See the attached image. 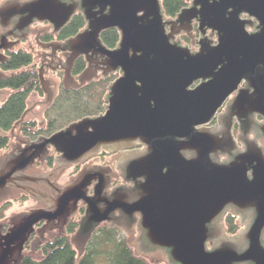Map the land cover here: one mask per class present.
I'll return each mask as SVG.
<instances>
[{
    "label": "water",
    "instance_id": "95a60500",
    "mask_svg": "<svg viewBox=\"0 0 264 264\" xmlns=\"http://www.w3.org/2000/svg\"><path fill=\"white\" fill-rule=\"evenodd\" d=\"M65 5L62 0H5L0 19L17 18L18 32L35 20L61 26L72 11ZM81 5L88 27L66 42L72 53L64 81L75 59L85 55L88 68L78 81L90 83L96 72L93 52L104 56L106 72H118L107 87L104 112L72 122L17 155H7L17 141V129L9 132V149L0 152L7 155L0 159V201L11 188L21 187L20 181H39L24 171L49 145L60 166L99 150L143 147L126 153L115 168L132 186L108 190V173L85 168L55 194L38 193L45 207L14 214L6 228L0 226V264H20L30 237L43 236L55 220L62 233L78 204L84 213L70 243L79 253L105 223L125 233L136 226L141 249L164 254L167 264H264V148L248 135L253 115L264 118V0H191L173 19L164 16L160 0H82ZM242 16L257 21L256 32L247 31L252 23ZM193 20L202 36L206 30L216 36L214 44L199 40L196 52L174 40L180 32L191 38ZM110 28L118 32L112 50L99 40ZM5 58L0 52V64ZM53 80L60 85L61 75ZM234 92L219 118L221 130L206 128ZM7 93L0 91V104ZM42 102L41 93L29 96L25 119L36 126H46L48 114L57 115ZM233 116L241 122L236 140L230 132ZM256 129L264 140V123ZM105 156L100 163L114 166L117 155ZM66 174L71 176L72 169ZM94 180L98 183L89 194ZM65 182V176L58 181ZM227 213L240 218L234 235L222 225ZM40 223L43 227L35 230Z\"/></svg>",
    "mask_w": 264,
    "mask_h": 264
},
{
    "label": "flooded vegetation",
    "instance_id": "af4514ba",
    "mask_svg": "<svg viewBox=\"0 0 264 264\" xmlns=\"http://www.w3.org/2000/svg\"><path fill=\"white\" fill-rule=\"evenodd\" d=\"M3 1L5 0H0V4ZM19 1L20 2H31L34 0H19ZM62 1L63 3L66 4L65 6L71 7L72 11H71V15L68 18V20L61 26L53 25V24H50L49 22H38L35 20L23 32H18L17 31V21H18L17 18H12V20L9 22L5 21L4 19H0V46L2 48L0 51L1 54L6 57L5 58L6 60L8 54L17 50V47L20 44H28L27 46L28 50H25V51H27L32 56V66H34L36 69V66L38 65V68H37L38 70L36 69V73H37L39 90L36 92L41 93L44 96V102H42L44 105L42 104L40 106L48 107V109L51 108L52 104L54 103L55 96L57 95L58 91L78 90L87 84L86 83L80 86V83L78 81L79 75L88 68V63H87L85 55H79L75 59L71 67L70 74L67 76L68 78L66 82L64 81L66 64L72 53V51L68 47H66V42L69 39L76 37V35L86 30L88 27V21L85 15V9L81 5L82 0H62ZM190 2L191 0L188 1L187 6H190ZM107 10L108 9H106L104 13H106ZM98 11H99V8H94V12H98ZM75 18L78 19V22L77 21L76 22L78 24H81L80 27H78L77 23L75 24L74 22ZM173 18H167V19H173ZM242 19L249 20L252 23L251 27L246 28L248 32L252 33V32L257 31L256 27L258 23L255 19L247 18L246 16H242ZM191 26H192V30L190 32L191 38H189L185 33L180 32L179 35L175 36L174 40H179L181 42V39L183 37L184 40L188 42L192 48H195L193 52H196L198 50L197 42H199V40H201L204 37L208 41H213V44H214L216 36L213 32H211L210 30H206L205 34L202 36L200 32L198 31V23L196 20L192 21ZM112 30H115V29H112V28L106 29V30L101 31L99 34V40L101 44L108 50L115 49L117 47V43L114 47H109L102 42L101 37L106 32L112 31ZM169 30H170L169 27H167L166 31L168 33H169ZM115 31L117 32V30ZM31 36H32V40H30ZM93 53L94 55H92L93 59L91 60V66L96 72H95V77L90 82L98 81L100 79L105 80L109 78L110 76H114L113 78V81H114L118 77V72H110V73L108 72L107 73L106 72L107 65L105 63L106 58L99 53L98 54L96 52H93ZM91 54L92 53H89V55ZM36 60H38V63H36ZM78 61L82 62L83 67L80 70V72L74 73V67H75L76 62ZM0 73L3 74L2 72ZM59 75H61L60 85L55 83L53 80V77L54 79L55 78L57 79L59 78ZM40 79H42L43 85H41ZM241 87H244V86L240 85L239 88ZM236 95H237V92H234L227 99V101L217 111L212 122L206 125V128L214 129L215 131L221 130L219 118L225 114L228 101L232 100ZM28 113L29 112L26 110L24 114L22 115L20 121L16 123L10 131L12 133L15 129H17L16 130L17 134H15L16 136H14L17 141L13 145V147L10 149L7 145L9 149V153H7V155H10V154L17 155L21 149L26 148L33 143L40 142L43 138H48L53 133L59 131L60 129L65 128L70 123H72L70 122L64 127L48 135L40 134V135H37L34 139H32L29 135L23 133L24 132L23 130H25L26 132L29 130H32L30 125H27L25 127H23L22 125L24 122L28 124L33 122L31 120L25 119ZM75 121H78V120H75ZM253 121H254V125L250 128L248 135L250 138H257L260 141V145L264 148V140H261L259 138L260 135L256 129V125L264 123V118L260 117L257 114H254ZM240 123L241 122L238 120V118L236 116H233L231 120L230 132L235 140L239 135ZM142 148L143 147L125 149V150L116 151V152H107V151L99 150L81 159V161H79L78 163L66 164V165L60 166L59 163L57 162V158L59 157V154L56 152V150L52 146L49 145L45 150L46 151L45 155H43L42 157L38 159H35L32 165L26 171H24L25 176L33 177L39 181L38 182L20 181L19 185H21V187L11 188L7 197L4 198L2 201H0V203H3L4 201H6V199L9 198L10 196L15 195L16 193H19L22 196H27L28 198H30L35 203V205H37V208L45 207V205L41 202V197L39 196L38 193H43L45 195L55 194L57 189H60L66 186L67 184H69V182L73 178H75L80 171H82L85 168L93 169L95 171L98 169L97 171H99L100 174H104L105 172L108 173L107 176L110 178V185H109L108 190H111L114 187L119 186V185L132 186V182H129V183L123 182L122 178L119 175V170H118V175H117L115 172V168L118 169V165H120V160L126 153L128 152L130 153V152L136 151L137 149H142ZM237 149L238 150L242 149V145L240 142H237ZM105 155H110V156L113 155L115 157L117 155L116 157L117 159L116 161H114L115 162L114 166L112 163H109V162L107 164L100 163L101 162L100 158L101 157L105 158L106 157ZM3 157L0 156V159H2ZM220 159L224 161H228L229 157L222 156L220 157ZM103 162L104 161H102V163ZM46 164H48L50 167H48ZM43 168H45L47 171L42 170ZM69 169H72L71 176H68V174H66V171ZM62 176L66 177V182L63 185L58 183L59 179ZM117 177H119L120 179V181L118 182L116 179ZM97 183H98V180H94L91 182L89 186V194L92 193V188ZM84 208L85 207L82 204L77 205L76 211L67 218L65 225L62 227V230H63L62 233H60V231L57 229V226L59 223L58 220H55L52 226L50 227V229L46 231L43 234V236H40L37 232H35L30 237L29 242L26 246L30 244L31 245H37L39 243L42 244L43 242L41 241H46L45 237H48L49 239H53L55 237L66 236V233L71 234V237L69 239V241L71 242V238L73 237V235L78 229V222L84 213ZM236 218H238V220L240 221V218L238 216H236ZM223 223H224V218L222 220V225ZM43 225L44 223L38 224L37 226H35V230L41 229ZM103 225L106 226V224L103 223L100 226V228L103 227ZM243 226H245V223H243ZM112 228H115V227H112ZM69 230H71V233H69ZM117 230L122 231L120 229H117ZM130 233L138 234L137 227L136 226L132 227L129 234Z\"/></svg>",
    "mask_w": 264,
    "mask_h": 264
},
{
    "label": "trees",
    "instance_id": "16d2710c",
    "mask_svg": "<svg viewBox=\"0 0 264 264\" xmlns=\"http://www.w3.org/2000/svg\"><path fill=\"white\" fill-rule=\"evenodd\" d=\"M188 1L160 0L164 16L175 17L188 5ZM76 21L78 22V19L75 18V24ZM77 25L80 27L81 24L77 23ZM101 39L105 45L114 47L118 42V34L115 30L108 31ZM32 67V56L23 49L9 53L7 59L0 65V71L3 73L0 78V91H8L0 104V152L9 143L8 133L27 110L29 96L39 90L37 73ZM82 67V62H76L74 73L80 72ZM113 78L114 76H110L105 80L92 81L78 90H62L51 106L57 115L48 114L46 126L24 122L23 127L30 125L32 130L27 132L23 130V133L34 139L37 135H48L83 117L99 115L105 109L107 87ZM69 113H74V116H70ZM7 206L6 202L0 203V222L5 218L4 211ZM236 219L231 214L224 217V226L228 235L236 233L238 229ZM36 252L37 255H24L20 264H152L133 253L124 238L120 236L119 230L106 226L94 233L81 253L73 248L67 236L44 241L37 247Z\"/></svg>",
    "mask_w": 264,
    "mask_h": 264
},
{
    "label": "rangeland",
    "instance_id": "374dc122",
    "mask_svg": "<svg viewBox=\"0 0 264 264\" xmlns=\"http://www.w3.org/2000/svg\"><path fill=\"white\" fill-rule=\"evenodd\" d=\"M167 18V17H166ZM181 45L182 46H188L192 51L195 50V48H192L191 45L186 42L184 40V38L182 37L181 39ZM8 204L7 208L4 211V220L2 222H0V226L5 225L4 228L7 227V222L8 219L13 216L14 214L17 213H21V212H26L30 209H35L37 208V205H35V203L28 198L27 196H22L19 193H16L15 195L10 196L9 198L6 199V201H4ZM104 226V225H103ZM66 236L68 238V240L71 237V234H67ZM120 236L122 238H124V240L126 241V243L128 244V246L131 248V250L133 251V253L137 256H140L144 259H146L147 261H149L152 264H158V263H162L167 261L165 255H159L156 252L153 253H147L145 252V250L141 249V245L140 242L137 238V234L135 233H125L123 231H120ZM46 241L51 240L48 237H45ZM44 240V239H43ZM44 242V241H41ZM41 243L37 244V245H28V249H27V253L26 255H37L38 252L35 253V251L37 250V247L40 246ZM72 245V244H71ZM73 246V245H72ZM73 248L76 250V248L73 246Z\"/></svg>",
    "mask_w": 264,
    "mask_h": 264
}]
</instances>
